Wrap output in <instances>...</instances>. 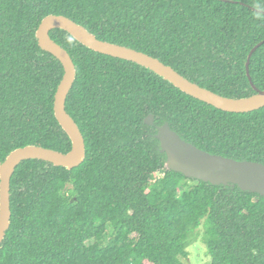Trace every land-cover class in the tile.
<instances>
[{
	"label": "trees",
	"instance_id": "trees-1",
	"mask_svg": "<svg viewBox=\"0 0 264 264\" xmlns=\"http://www.w3.org/2000/svg\"><path fill=\"white\" fill-rule=\"evenodd\" d=\"M49 14L152 55L222 96L255 93L245 61L264 40V0H0V162L28 144L71 149L53 108L63 67L35 35ZM50 36L76 67L65 108L86 156L70 170L39 159L16 167L0 264H186L197 233L209 264H264V196L165 168L154 135L168 122L205 151L264 164V106L223 111L62 29ZM249 74L263 90L264 43ZM149 114L153 125L144 122Z\"/></svg>",
	"mask_w": 264,
	"mask_h": 264
},
{
	"label": "water",
	"instance_id": "water-1",
	"mask_svg": "<svg viewBox=\"0 0 264 264\" xmlns=\"http://www.w3.org/2000/svg\"><path fill=\"white\" fill-rule=\"evenodd\" d=\"M52 29L66 31L76 41L93 51L143 66L182 92L217 109L245 113L264 106V89L256 88L249 74L250 58L253 52L264 43V40L250 49L245 61L246 75L255 93L235 98L222 96L200 86L152 55L125 45L98 39L85 26L65 15L45 16L35 35L39 47L53 55L63 67V75L54 95L53 108L56 120L71 141V149L63 153L40 145L28 144L10 151L0 162V249L11 223L10 184L16 167L24 160L39 159L70 170L79 166L86 156L84 137L77 123L65 108L66 98L76 78V67L68 51L50 36ZM144 122L153 125L154 116L147 115ZM154 135L160 143V151L166 155L165 168L180 172L188 178L210 182L213 185L236 184L241 190L264 196V164L256 161L236 160L205 151L182 139L177 132L171 129L168 122L158 126Z\"/></svg>",
	"mask_w": 264,
	"mask_h": 264
},
{
	"label": "rangeland",
	"instance_id": "rangeland-1",
	"mask_svg": "<svg viewBox=\"0 0 264 264\" xmlns=\"http://www.w3.org/2000/svg\"><path fill=\"white\" fill-rule=\"evenodd\" d=\"M159 172H156V175H159ZM200 231V230H199ZM188 258L186 264H209L210 258L207 254V249L202 241L200 233L194 235L192 243L187 248Z\"/></svg>",
	"mask_w": 264,
	"mask_h": 264
}]
</instances>
